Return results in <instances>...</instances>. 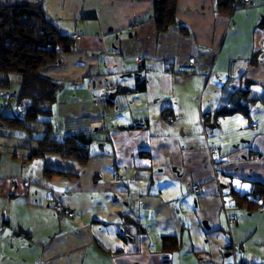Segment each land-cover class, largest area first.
Here are the masks:
<instances>
[{
  "label": "crops",
  "instance_id": "1",
  "mask_svg": "<svg viewBox=\"0 0 264 264\" xmlns=\"http://www.w3.org/2000/svg\"><path fill=\"white\" fill-rule=\"evenodd\" d=\"M218 5L178 0L160 32L155 0H42L75 50L41 71L60 85L50 114L1 126L0 264H264V0ZM190 58L197 72L178 73ZM8 80L0 117L23 118ZM245 81L249 114L217 117ZM45 122L56 140L93 137L89 162L30 159Z\"/></svg>",
  "mask_w": 264,
  "mask_h": 264
},
{
  "label": "trees",
  "instance_id": "2",
  "mask_svg": "<svg viewBox=\"0 0 264 264\" xmlns=\"http://www.w3.org/2000/svg\"><path fill=\"white\" fill-rule=\"evenodd\" d=\"M221 1L218 0L219 10L233 12L232 0H228L227 4H222ZM177 6L178 0H155L154 19L158 31L165 32L178 23ZM74 50V40L60 33L52 18L43 9L42 0L34 3L0 4V75L6 77L0 79V88L11 87L9 75L20 76L19 91L14 94L16 101L13 103L29 102L23 118L1 116L0 126L23 128L24 123H36L50 114L46 105L57 101L60 85L44 77L41 71L60 63L63 54H70ZM253 85V82L245 81L244 88L234 93L230 106L220 109L217 117L237 112L248 115L250 109L258 102L250 97ZM145 89L146 82L138 79L137 90ZM45 125L47 131L37 139L38 147L31 152L30 159L45 154H56L81 165L89 162L92 157L90 146L95 140L93 137L76 134L56 140L52 136L50 123L45 122Z\"/></svg>",
  "mask_w": 264,
  "mask_h": 264
},
{
  "label": "built area",
  "instance_id": "3",
  "mask_svg": "<svg viewBox=\"0 0 264 264\" xmlns=\"http://www.w3.org/2000/svg\"><path fill=\"white\" fill-rule=\"evenodd\" d=\"M7 2H12L14 0H6ZM252 5V0H232V6H233V12L238 10V9H241V8H244V7H248V6H251ZM74 39L76 40H80V36L79 35H74L73 36ZM178 73H181V74H185V75H192V74H195L197 72V62L194 58H190L185 64H183L182 66H180L178 69H177ZM106 89L107 90H113V86L112 85H107L106 86ZM2 99L4 100V102L7 104V105H10L12 104L13 102L16 101V96L8 91H4L2 94ZM253 127H255V125H253ZM0 129H1V126H0ZM254 159H259V156L256 155L254 157ZM240 183L242 184V181H240ZM200 191H201V187L200 186H194L193 187V192L198 195L200 194ZM253 201L257 204V208L258 209H261L264 207V194H257L255 193L253 195ZM56 207L59 208V204L56 205ZM67 215L69 217H72L73 216V213L72 212H68ZM236 220V217L233 216L232 218L229 219L230 222H233ZM229 252L232 253V254H236V245L235 244H232L229 248Z\"/></svg>",
  "mask_w": 264,
  "mask_h": 264
}]
</instances>
